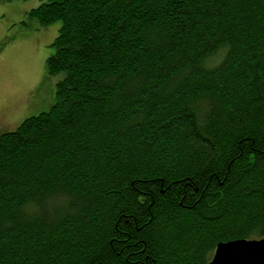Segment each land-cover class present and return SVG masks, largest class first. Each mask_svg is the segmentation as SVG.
I'll return each mask as SVG.
<instances>
[{
  "label": "trees",
  "instance_id": "obj_1",
  "mask_svg": "<svg viewBox=\"0 0 264 264\" xmlns=\"http://www.w3.org/2000/svg\"><path fill=\"white\" fill-rule=\"evenodd\" d=\"M48 111L0 134V264H208L264 238V0H45Z\"/></svg>",
  "mask_w": 264,
  "mask_h": 264
},
{
  "label": "rangeland",
  "instance_id": "obj_2",
  "mask_svg": "<svg viewBox=\"0 0 264 264\" xmlns=\"http://www.w3.org/2000/svg\"><path fill=\"white\" fill-rule=\"evenodd\" d=\"M42 1L0 0V134L55 102L60 75L49 74L45 61L60 22L40 27L29 16Z\"/></svg>",
  "mask_w": 264,
  "mask_h": 264
},
{
  "label": "water",
  "instance_id": "obj_3",
  "mask_svg": "<svg viewBox=\"0 0 264 264\" xmlns=\"http://www.w3.org/2000/svg\"><path fill=\"white\" fill-rule=\"evenodd\" d=\"M208 264H264V238L219 242Z\"/></svg>",
  "mask_w": 264,
  "mask_h": 264
}]
</instances>
